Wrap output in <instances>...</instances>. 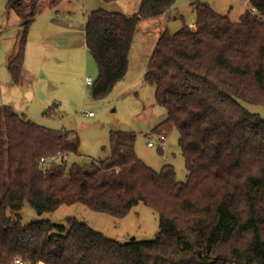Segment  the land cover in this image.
Wrapping results in <instances>:
<instances>
[{
  "label": "trees",
  "instance_id": "obj_1",
  "mask_svg": "<svg viewBox=\"0 0 264 264\" xmlns=\"http://www.w3.org/2000/svg\"><path fill=\"white\" fill-rule=\"evenodd\" d=\"M64 1H9L21 19L7 61L14 84L22 81L31 26ZM248 1L252 10L239 23L191 1L196 29L165 31L152 54L146 82L167 112L156 132L177 131L186 183L177 181L172 166L151 170L136 155V136L116 132L106 159L55 164L44 173L42 158L78 157L79 138L0 106V264L15 258L29 264H264V119L243 106H264V0ZM176 2L143 0L133 17L90 16L86 42L99 69L95 99L126 76L139 22L164 15ZM25 203L40 215L80 203L117 219L143 203L158 215L159 233L154 241L122 244L76 218L68 219V229L47 220L24 226Z\"/></svg>",
  "mask_w": 264,
  "mask_h": 264
},
{
  "label": "rangeland",
  "instance_id": "obj_2",
  "mask_svg": "<svg viewBox=\"0 0 264 264\" xmlns=\"http://www.w3.org/2000/svg\"><path fill=\"white\" fill-rule=\"evenodd\" d=\"M9 1L0 0V54L8 41H11V35H14L16 30V14L9 10ZM141 1H126L125 13L129 11L138 13V4ZM176 1L175 8L168 16L167 32L170 35H175L184 25L189 26L192 21H196V14L190 5L193 0ZM201 2L207 3L216 13L227 15L233 23H239L241 16L246 11L252 10L248 0H201ZM81 18H83L82 14L78 19ZM161 32V27L157 26L155 22L140 26V31L136 32L129 53L128 72L105 97L101 99L93 97V89L99 79V69L95 60L89 55L86 67L83 52L80 54L77 51L75 57L64 59L66 66L57 67L54 65L52 67V71H56L58 80L62 81L57 86L58 90L51 89L50 86L43 90L40 84L35 94L36 100L41 101L46 100L49 94L55 96L50 99L51 110L46 112L52 111V117H47L46 114L45 118L42 114L31 116L29 113L25 114L27 112L16 110L18 115L25 116L27 120L51 131L76 133L80 140L79 156H71L69 165L72 163L89 165L92 162L106 159L111 154L110 137L112 133L134 134L136 136V155L147 167L160 173L165 166H172L176 172L177 181L186 183L188 171L179 147V135L176 130L165 135L167 141L163 149L148 146L150 141L156 143L159 140L156 130L167 119L166 110L157 104L155 88L146 82L149 63ZM2 61L0 60V67L6 66V62L4 64ZM68 64H72L74 67H68ZM82 76L83 83L85 77H90L93 79V85L91 87L82 85ZM24 77L25 79L30 78L26 74ZM1 79H3L2 76ZM10 89L6 84L0 82V104L7 97L10 101L18 100ZM2 93H4L3 96ZM29 97L30 99H21L14 105L29 109L31 105L29 102L33 100L34 95H29ZM7 106L9 107V105ZM243 106L250 113L264 119V106L246 103H243ZM90 112L93 113L91 118L87 115ZM164 134L167 132H163L162 135ZM19 214L24 226L47 220L54 225L65 226L68 229V219L76 218L87 223L95 231L122 244L133 240L154 241L160 228L158 215L143 203L135 206L123 219L90 210L80 203L63 205L53 214L41 215L29 203H25ZM11 215L15 216L12 213Z\"/></svg>",
  "mask_w": 264,
  "mask_h": 264
},
{
  "label": "crops",
  "instance_id": "obj_3",
  "mask_svg": "<svg viewBox=\"0 0 264 264\" xmlns=\"http://www.w3.org/2000/svg\"><path fill=\"white\" fill-rule=\"evenodd\" d=\"M126 1L120 0L116 3L107 4L102 0H65L58 8L47 10L43 14L39 15L35 23L31 26L28 34L23 78L20 85L13 83L7 69V61L15 48L18 31L21 25V19L16 15L15 34L11 35V41H8L7 45L3 47L0 54V60H3L2 63L5 64L6 62V66L0 67V79L1 76L3 78L0 82L11 88L10 90L13 91V94L16 95L18 100L10 101L7 97L6 100H2L3 103L1 104H3V107H8L7 105H9V108L16 113L17 111H22L27 112L25 114L29 113L31 116H38L42 114L44 117L45 114H47L46 112L51 110V107H49L51 104L50 99L55 98V96L53 94H49L47 95L48 97L46 100L41 101L36 100L35 94L37 93L40 84L41 89L44 90L45 87L49 86L51 89H57L58 84L62 83V81L58 80L56 71H52V67L54 65H57V67L65 65L64 59L66 57H75L77 51H79L80 54L83 52L84 63L87 67L89 55H91V53L86 42V25L90 16L94 12L101 11L129 17L137 15V13H131L133 11L125 13L124 7H126ZM141 3L138 4L139 8ZM172 10L155 18L142 19L138 24L137 32L140 31L141 25H147L148 23L155 22L157 26L161 27L162 32L159 37L160 39L162 34H164L165 31H168V16ZM81 14L83 15V18L78 19ZM192 25L196 26L195 20L192 21L189 26ZM61 58L63 59L60 60ZM69 66L74 67L72 64H68V67ZM25 74L28 77L30 76V78L25 79ZM81 82L82 85H85V82L83 83V76L81 77ZM3 94L4 93H2V96ZM29 95H34L33 100L29 102V105L31 104L29 109H26L24 106L17 107V105H14L15 102H18L21 99H30ZM67 134H69V139L77 137V134L74 132Z\"/></svg>",
  "mask_w": 264,
  "mask_h": 264
},
{
  "label": "built area",
  "instance_id": "obj_4",
  "mask_svg": "<svg viewBox=\"0 0 264 264\" xmlns=\"http://www.w3.org/2000/svg\"><path fill=\"white\" fill-rule=\"evenodd\" d=\"M192 29H196L195 25L190 26ZM85 85L87 87H91L93 85V79L88 77L85 79ZM89 117H93V113H88L87 114ZM167 141V137L165 135H159V140L155 143L150 141L148 146L150 148H160L163 149L165 147ZM71 154L67 153V154H63V153H58L54 156L48 157V158H42L41 159V165L44 169V173H46L47 171H49L51 169L52 166H54L55 164H63V163H68L69 162V158H71ZM12 264H29L26 261H24L21 258H15ZM39 264H43V263H39Z\"/></svg>",
  "mask_w": 264,
  "mask_h": 264
}]
</instances>
